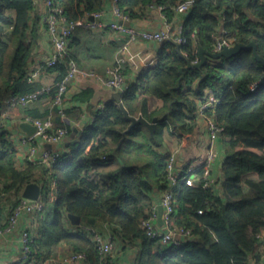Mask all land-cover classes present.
I'll return each instance as SVG.
<instances>
[{"label": "trees", "instance_id": "1", "mask_svg": "<svg viewBox=\"0 0 264 264\" xmlns=\"http://www.w3.org/2000/svg\"><path fill=\"white\" fill-rule=\"evenodd\" d=\"M57 1L69 19L81 18L85 12L100 9L103 3V0ZM178 1L118 0V5L133 17L137 8L150 4L165 5L163 12L169 14ZM246 1L195 0L188 13L182 15L185 42H162L157 65L127 84L121 97L125 108L130 115L140 114L148 120L158 116L156 131L136 124L119 146L131 121L120 105L110 100L94 113L93 121L85 126L78 140L67 142L68 151L53 164L27 161L18 167L17 151L2 125L1 115L7 111V98L38 87L28 80L27 66L42 21L38 13L32 15L34 0H0V217L7 218L21 200L26 184L32 181L40 184L46 206L32 216L28 228L33 237L29 261L57 257L53 248L62 243L66 246L64 252L84 251L86 264H100L91 236L72 230L67 224L70 212L114 226L124 245L139 243L141 264H249L257 245L256 234L264 230V64L255 59L252 49H241L230 57L206 55L199 67L184 69L199 47L213 50V35L221 25L235 34L236 42L255 41L258 53L264 57V32L259 29L264 27V0H250L245 6ZM82 32L89 38L94 34L77 28L68 39L67 55L48 67L58 70L57 81L67 71V60L75 59L80 65L75 47ZM121 66L119 69L127 75L126 66ZM255 80L258 84L252 89L250 83ZM206 87L220 97L208 115L223 125V133L228 135L222 166L224 187L217 192L203 187L202 181L195 185L181 182L176 186L174 223L190 229L195 238L165 248L157 238L145 233L140 220L152 205L153 188L164 186L167 156L161 157L150 172L143 165L141 168V163L131 162L132 151L153 154L151 147L161 143V129L167 122L179 136L191 138L195 122L188 113L196 107L192 94L202 93ZM55 91L56 85H52L45 96L51 98ZM76 98L80 99L78 95ZM154 98L161 99L162 104L151 107ZM74 109L65 108L67 117L74 119ZM49 114L55 127H68L57 105L52 104L51 112L45 116ZM128 136L131 140L123 149ZM135 137H142L141 143L135 142ZM108 151L110 159L102 160L101 155ZM198 172L202 174V170ZM4 196H10L8 203Z\"/></svg>", "mask_w": 264, "mask_h": 264}, {"label": "built area", "instance_id": "2", "mask_svg": "<svg viewBox=\"0 0 264 264\" xmlns=\"http://www.w3.org/2000/svg\"><path fill=\"white\" fill-rule=\"evenodd\" d=\"M35 1V0H34ZM195 0H179L172 6V10L183 15L193 6ZM44 13L43 24L52 42L53 50L38 65L27 69V78L33 82L45 67L54 66L57 62L64 59L68 53V39L77 28H85L92 32L112 31L116 33L124 44H129L136 40H146L155 42H164L172 40L176 44L185 42L186 37L183 33L182 22L175 25L172 22H166L163 28H140L129 24L131 17L124 13L118 5V0H113V12L117 16L114 21H107L102 18V10L85 12L84 16L77 19H69L65 14L63 5L57 0H40ZM151 5V4H150ZM156 6L163 11L165 5ZM224 16H221L223 22ZM259 29L264 32V27ZM213 52L222 50L224 47H232L236 42L235 34L221 25L213 35ZM200 57L197 54L191 63L199 62ZM29 63V61H28ZM67 71L62 79L55 83L56 91L51 97V103L58 106L62 118L70 123L65 112L66 93L68 83L76 78H89L96 80L105 87L113 90L124 91L129 82L126 75L119 68L109 69L106 75H102L95 70H86L78 66L75 59L66 61ZM258 80L252 81L250 87L254 89ZM51 86L42 85L35 90L24 94H13L6 99L8 108L27 105L29 102L36 101L49 93ZM196 107L193 112H189L190 120H197V117L204 115L205 129L208 134V142L203 153L198 154L190 162L178 165V149L169 152L166 159V174L164 176V186L161 188V194L158 201L153 198L152 205L147 211V215L140 220V227L151 238H157L165 248L178 246L195 238L190 229L178 226L174 223L175 208L177 205L176 186L184 182L187 185H195L202 181V186L214 188L212 178V166L219 158L218 140L223 134L225 127L216 122L208 115V112L214 109L220 102V97L208 87L202 93L192 94ZM2 125L8 132V138L13 142L17 151V166L22 167L27 161L33 163H42L50 166L68 151L66 137L69 134V128L66 126L55 127L50 114L43 118H34L26 116L23 122L34 126L35 131L32 134L18 133L13 131L11 126L7 125L9 118L8 110L2 111ZM9 128V129H8ZM39 143H45L48 146H40ZM55 147H51V145ZM110 152H104L101 155L102 160L110 159ZM202 170V174L198 171ZM54 183H52V188ZM53 195V193L51 192ZM51 197V196H50ZM162 206V220L159 221V206ZM46 206L45 200L40 196L38 199H29L26 197L12 207L10 214L6 219L0 217V235L6 232L18 230L20 236V253L17 258L9 264H29L33 237L28 230L32 216ZM201 213L202 210H199ZM25 223H21L22 220ZM2 223V224H1ZM22 224V226H21ZM114 227L109 231H103L95 223L82 220L76 224L72 230L78 229L86 232L92 238L98 250L100 264H117L111 257L119 241ZM257 244L264 243V230L256 234ZM110 256V257H108ZM87 255L84 251H66L58 254L57 257H49L40 264H86ZM42 262V263H41ZM38 263V264H39Z\"/></svg>", "mask_w": 264, "mask_h": 264}, {"label": "crops", "instance_id": "3", "mask_svg": "<svg viewBox=\"0 0 264 264\" xmlns=\"http://www.w3.org/2000/svg\"><path fill=\"white\" fill-rule=\"evenodd\" d=\"M112 5L113 0H103L100 9L103 12L102 18L104 20L114 21L117 19V16L113 12ZM136 12L137 14L131 17L128 23L140 28L160 29L164 27L166 22H172L177 25L181 23L183 19L181 14L173 10H171L169 14H165L156 4L137 8ZM34 13H38L41 16L40 20L42 23L40 24V35L33 47L27 69H32V67L38 65L53 50L52 42L46 31V26L43 24L44 13L40 0L34 1L32 15ZM94 34L89 38L84 32L80 33V42H78V45L75 47L77 56L80 59V65L78 64V66L82 69H93L102 75H106L109 69L119 68L124 64L127 68V79L130 82L141 73L157 65L158 52L162 42L136 40L126 45L124 41L112 31H98L94 32ZM58 78L59 72L57 69L45 67L33 83H36L38 87L42 85L52 86L55 85ZM115 92L116 90L105 87L96 80L89 78H76L68 83L66 93L67 99L64 107L75 108L73 110L74 119L69 118L72 122L68 123L69 134L66 137L68 142L76 141L81 137V133L85 126L93 121L94 113L102 108L108 101L112 100L120 105L119 102L122 98L120 101L116 100L114 95ZM77 95L80 99L76 98ZM137 103L139 104L140 100H138ZM160 104H162L161 99L154 98L151 107L159 106ZM7 110L9 114V118L6 120L7 125H10L13 131L27 134L30 129L23 125L24 118L29 115L44 117L47 113L51 112V98L49 96H44L24 106L15 108L7 107ZM158 125L159 123H157L153 131L158 129ZM160 135L161 143H152L153 145L151 148L154 150L153 154H148V152L145 151L140 152L133 150L132 155L134 159L131 162L141 163V168H143V165L147 171L152 172V170L155 169V163L161 157H165L169 152L178 149L180 150L178 152V165L180 166L186 162H190V160H193L198 154L203 153L206 143L208 142L204 115L198 116L197 120H195V127L191 138H185V135L179 136L178 133L175 132V129L171 128L169 122L162 126ZM223 135L224 134H222L218 140V149L220 151L219 158L212 166V178L215 180L213 186L217 192H222L224 187L222 166L227 153L225 146L228 135ZM39 145L48 146L45 143H39ZM50 145L51 147H55V145ZM89 147L90 144L87 146V150ZM149 160L152 162H149ZM160 194L161 188L155 186L152 195L156 201L159 200ZM50 200H54V195L51 194ZM4 217L2 216L1 220L6 219V217ZM21 223H25V220L23 219ZM67 224L71 229L75 226L69 218ZM95 224L105 232L109 231L111 227H114L104 222H96ZM125 244L126 245L122 244L121 241L117 242L116 250L112 254L113 260L117 264H141L138 260L139 251L141 249L140 244H129L128 242ZM65 247L64 244L59 243L57 246L55 245L53 249L57 250L58 254H61L63 250L66 249ZM19 253L20 236L18 230L9 231L0 235V264H9L13 262ZM255 255L258 256V260H256ZM38 263L39 261L29 262V264ZM249 264H264V243H258L256 245L255 251L250 256Z\"/></svg>", "mask_w": 264, "mask_h": 264}, {"label": "water", "instance_id": "4", "mask_svg": "<svg viewBox=\"0 0 264 264\" xmlns=\"http://www.w3.org/2000/svg\"><path fill=\"white\" fill-rule=\"evenodd\" d=\"M250 0H247L245 2V6L249 3ZM241 49H252L254 57L256 60H258L259 62H261L262 64H264V57H262L258 51H257V44L255 41H251L249 43H241V42H237L235 43L232 47H224L222 50L217 51V52H213V51H208L205 50L201 47L198 48V54L200 57L199 62L197 63H191L188 62L187 66L184 68L185 70L189 69V68H194V67H199L201 64H203V62L205 61V57L206 55H209L211 57H221V56H233L235 54H237ZM127 82H129V80L127 79ZM115 99L120 101L121 96H122V91L117 90L115 93ZM120 103V107L122 108V110L125 113V116L131 121L129 127L123 132V138L121 140L120 144L125 140L126 136H127V132L130 130V128L136 124L142 123L145 126H147L151 131H153L156 126L157 123L159 121V118L157 116H155L151 121L148 120L147 118L143 117L142 115L139 116H134V115H130L129 112L127 111V109L125 108L122 100L119 102ZM24 126L28 127L30 130L28 132V134H32L35 131L34 126L30 125L27 122H23ZM22 196L29 198V199H38L41 196V186L38 182L32 181L29 182L28 184L25 185V187L22 190ZM67 217L71 220V222L73 224H79L80 221L82 220H86L90 223H95L94 219H85V218H81L79 215L73 214L68 212L67 213ZM162 220V206H159V221L161 222Z\"/></svg>", "mask_w": 264, "mask_h": 264}, {"label": "rangeland", "instance_id": "5", "mask_svg": "<svg viewBox=\"0 0 264 264\" xmlns=\"http://www.w3.org/2000/svg\"><path fill=\"white\" fill-rule=\"evenodd\" d=\"M90 70H93V69H90ZM144 128V127H143ZM142 132H146V130H142ZM147 133V132H146ZM144 135H145V133H143ZM224 135L223 136H226V133H223ZM139 139H143L142 137H135V142H137V143H141L140 141H139ZM129 140H131V137L130 136H128V138H127V140L125 141V143H124V146H123V149L124 148H126V146L128 145V141ZM4 198H6L5 200H6V202L5 203H8L9 202V200H10V196H4ZM4 203V202H3ZM7 205V204H6Z\"/></svg>", "mask_w": 264, "mask_h": 264}]
</instances>
